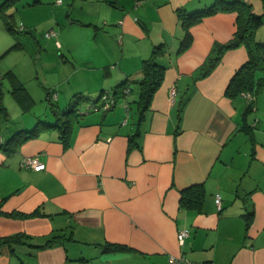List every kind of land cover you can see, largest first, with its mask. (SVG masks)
Instances as JSON below:
<instances>
[{
	"label": "crops",
	"instance_id": "0c3cea01",
	"mask_svg": "<svg viewBox=\"0 0 264 264\" xmlns=\"http://www.w3.org/2000/svg\"><path fill=\"white\" fill-rule=\"evenodd\" d=\"M79 1L75 7L70 0V29L80 37L70 46L98 51L83 62L85 74L70 92L47 97L62 95L66 105L76 94L112 92L124 81L130 91L110 110L84 113L68 145L52 128L12 153L0 148V237L23 234L21 242L0 244V264H168L170 256L181 257L180 264H264V85L252 103L247 94L225 95L248 58L242 44L196 78L212 48L232 38L237 9L202 16L178 51L185 34L178 11L235 0ZM239 1L264 18V0ZM255 37L264 42V21ZM156 45L164 49L157 58L164 74L137 122L135 80ZM25 95L28 111L17 105L23 117L34 102L27 89ZM32 115L29 126L3 131L1 122L0 135L32 129ZM136 131L138 145L129 147ZM26 156L45 167H21ZM194 184L204 187L200 210L182 208L181 190ZM180 230L188 232L182 242ZM54 234L64 237L48 241ZM107 242L129 249L106 251Z\"/></svg>",
	"mask_w": 264,
	"mask_h": 264
},
{
	"label": "trees",
	"instance_id": "16d2710c",
	"mask_svg": "<svg viewBox=\"0 0 264 264\" xmlns=\"http://www.w3.org/2000/svg\"><path fill=\"white\" fill-rule=\"evenodd\" d=\"M11 0H6L4 2H0V19L3 21L5 28L10 32H16V28L12 25V23L8 20L9 16L5 12V6ZM228 10V9H237V17H236V30L232 36V38L221 45L214 46L212 48L211 53L205 59L203 64L199 67L196 72V78L206 76L212 69L218 64L220 61L222 54L224 51L230 48H234L240 44H242L248 54L247 60L234 72L233 76L230 78L226 88L225 95L229 98H234L241 94H249L251 96L250 102H253L254 95L259 91V89L264 85V42L259 41L255 37V31L260 26L264 18L259 15L253 14L249 10L248 5H244V3L239 0H235L232 2H216L211 4L210 6L204 7L201 10L185 13L182 10L178 11V16L181 18V23L184 28L185 34L180 43L179 50L183 51L190 42V34L189 27L199 21L202 16L205 14L214 13L218 10ZM17 27L19 31L22 30ZM164 52V49L161 45L153 46L149 57L145 58L141 62V77L136 79L137 83V98L135 100L136 103V112H137V122L144 118V114L146 110L149 109L150 102L152 96L158 86L162 81V77L164 74L165 67L157 62V58ZM14 80L15 76H14ZM14 82L13 95L16 100L20 103L21 98H19L17 94V89H24L20 84H16ZM128 82L124 81L118 84L112 92L109 91H101L98 99L102 93L107 92L111 94L112 104H108L107 107H103L105 102L98 104L94 100H90L81 95H74V101H71L70 105H65L64 108L58 109L57 105H49L51 109L54 108L53 117L54 120H46L42 117L36 115L37 121L34 127L30 130H19L13 135H11L8 139H3L2 135H0V148L6 153H12L17 149V146L20 145L23 141L28 138H31L38 134L42 129H57L58 130V138L62 143L68 145L70 142V137L72 133V129L74 124L79 121V118L87 112H92L96 110H110L115 106L117 100L119 98H123L128 95L130 88L127 86ZM56 95L48 96V100L51 103V100H55ZM87 105H99L96 109L88 108L86 105L78 107L81 101L86 100ZM246 105L244 108V114L252 110L253 105ZM21 104V103H20ZM22 111L27 112L28 107L30 105H20ZM8 111L3 106L0 105V126L1 122L7 124L8 122ZM8 130V129H7ZM138 136L139 131H136L128 136V145L129 147L138 145ZM204 199V187L202 184H194L186 187L181 190L179 205L182 208L190 209V210H200V206ZM2 211L0 210V214ZM23 234L16 233L13 235L0 237V244H9L11 242H21V238ZM63 235L54 234L52 235L48 241L57 240L59 238H63ZM104 250L106 251H122L128 250L129 248L125 245L110 243L107 242L104 244Z\"/></svg>",
	"mask_w": 264,
	"mask_h": 264
},
{
	"label": "rangeland",
	"instance_id": "374dc122",
	"mask_svg": "<svg viewBox=\"0 0 264 264\" xmlns=\"http://www.w3.org/2000/svg\"><path fill=\"white\" fill-rule=\"evenodd\" d=\"M4 1L1 0V3ZM56 1L41 0V3H37L35 0H11L5 6L6 14L10 15L8 20L17 31H8L0 20V105L9 112L7 124L2 125L3 131L5 128L11 130L21 125L29 126L30 119H34L32 113L46 120H54V108L51 109L49 105H58L62 109L66 101L61 95L60 101L55 99L50 103L47 92H70L79 76L85 74L83 62L87 63L91 53L98 51L97 48L89 51V47L82 45L70 46V38H80L70 29V0H60L61 3ZM76 1L75 7L81 3ZM20 24H23L22 31L17 29ZM49 30L55 31L57 35L46 37L45 33ZM55 40L59 41L60 46ZM14 76L23 82L24 88L34 99L31 103L32 113L24 117L17 106L21 104L12 93L15 87L13 81L17 84ZM25 89L20 88L16 92L26 105ZM100 93L98 90L97 93L86 95V98L99 104ZM70 98L72 102L75 100L69 97L66 105L71 104ZM86 102L87 99L77 105L87 106Z\"/></svg>",
	"mask_w": 264,
	"mask_h": 264
},
{
	"label": "built area",
	"instance_id": "2783aa9c",
	"mask_svg": "<svg viewBox=\"0 0 264 264\" xmlns=\"http://www.w3.org/2000/svg\"><path fill=\"white\" fill-rule=\"evenodd\" d=\"M60 1V0H59ZM21 29V26L19 27ZM46 37H50V36H56V32L53 30H49L48 32L45 33ZM171 94H173V89L171 90ZM249 98H251V96L249 94H247ZM55 96V95H54ZM111 98V94L104 92L101 94L100 96V103L105 102V104L103 105V107H107V105L112 104V99L110 101ZM88 108H94L96 109L97 107H99V105H87ZM20 166L23 168H32L34 170H41L45 167V164L40 161L38 159V157L36 156H26L23 157L22 160L20 161ZM215 202L217 204V206H220V196L219 194L215 195ZM188 234V232L186 230H180L177 234L178 240L180 242L183 241V238ZM183 261V259L181 257H174V256H170L169 257V263L168 264H180ZM202 264V263H199Z\"/></svg>",
	"mask_w": 264,
	"mask_h": 264
},
{
	"label": "water",
	"instance_id": "95a60500",
	"mask_svg": "<svg viewBox=\"0 0 264 264\" xmlns=\"http://www.w3.org/2000/svg\"><path fill=\"white\" fill-rule=\"evenodd\" d=\"M54 112V111H53Z\"/></svg>",
	"mask_w": 264,
	"mask_h": 264
}]
</instances>
